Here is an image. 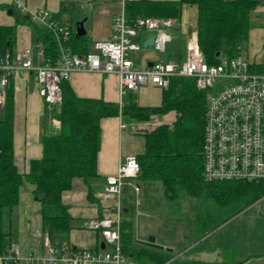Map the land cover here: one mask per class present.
Here are the masks:
<instances>
[{"label":"trees","instance_id":"trees-1","mask_svg":"<svg viewBox=\"0 0 264 264\" xmlns=\"http://www.w3.org/2000/svg\"><path fill=\"white\" fill-rule=\"evenodd\" d=\"M198 6L197 34L199 46L206 59L215 63L218 52L239 51V41L250 31L252 14L260 0H133L126 6L131 22L138 17L155 16L181 19L183 4ZM16 17L13 25L0 24V59L6 50L13 52L17 39V25L28 23L35 29L44 48V62L57 64L60 47L52 30L32 20L30 14L12 7ZM176 30V28H174ZM86 34L77 35L75 29L65 46L76 53L90 49ZM256 70H264L257 64ZM13 76L5 89V101L0 104V247L10 236L5 221L12 218L19 204L21 187L26 181L33 186L34 197L41 204V227L54 243H68L76 218L63 201V193L70 190L75 178L99 176L98 157L102 143V120L118 115L129 116L137 122L150 121L153 116L175 112L171 122H163L144 131L145 150L136 155L141 171L137 179L154 185L160 181L168 197H176L180 190L192 196L204 193L213 198L228 214L213 227L216 229L231 217L245 210L264 194V181L220 180L205 181L204 135L207 97L191 77L173 76L169 87L163 89L162 102L156 106L140 105L132 93L120 104L104 98L79 96L68 79L62 82V103L46 109L43 128V155L32 159L27 172H22L14 156V86ZM60 121L51 130L48 121ZM88 198L95 200L91 186ZM204 221L203 224H205ZM123 251L139 258L163 264L169 260L156 252L141 248L132 233L130 222L122 223Z\"/></svg>","mask_w":264,"mask_h":264},{"label":"built area","instance_id":"built-area-1","mask_svg":"<svg viewBox=\"0 0 264 264\" xmlns=\"http://www.w3.org/2000/svg\"><path fill=\"white\" fill-rule=\"evenodd\" d=\"M120 0V10L113 22L109 39L93 43L92 49L79 54L65 46L74 27L49 17L48 10L29 12L21 2L17 8L30 14L32 20L52 30L60 47L57 64L44 62V48L40 43L42 64L35 66L30 50L12 52L6 50L0 59V104L5 101V89L15 73L32 70L39 84V94L49 109L62 103V82L76 71L115 74L119 80L121 97L135 92L146 84L166 89L173 76L191 77L199 90L205 92L204 167L205 181L245 180L264 181V70H256L254 61L242 51L219 52L218 61L209 62L202 52L197 32L189 34L184 58L149 59L138 65L135 55L144 47L165 53L172 36L169 28L176 25L173 18L154 16L138 17L131 22L126 14L128 2ZM154 35L152 45L145 46ZM152 62V65H150ZM223 86L213 95L210 90ZM59 127L60 121L53 118ZM141 166L136 155H128L118 165L117 171L106 178L100 197L116 200L113 214L94 217L86 225L96 230L105 242L104 248L78 249L63 242H46V251L24 252L18 242L6 241L0 247V264H138L122 248V198L125 186H131L136 194L141 185L136 182ZM140 200H136L138 205ZM264 208V194L255 202ZM110 248V249H109Z\"/></svg>","mask_w":264,"mask_h":264},{"label":"crops","instance_id":"crops-1","mask_svg":"<svg viewBox=\"0 0 264 264\" xmlns=\"http://www.w3.org/2000/svg\"><path fill=\"white\" fill-rule=\"evenodd\" d=\"M21 2L32 12L37 9H49V17L60 22L73 24V20L67 17L69 9L75 8V2L80 4H90L92 15L83 19L80 14L76 23L84 21L87 35V22L91 23L94 37L90 38L89 49L93 43L99 40H107L113 32V22L116 13L120 10V0H0V24L13 25L16 17L12 7L17 8V3ZM256 18L264 13V0H260ZM12 13H9V10ZM155 17V16H154ZM36 22V21H35ZM39 23V22H37ZM173 28L182 32L187 41L190 33L197 32L198 6L195 4H183L181 19L176 20ZM41 24V23H39ZM43 25V24H42ZM76 31V30H75ZM152 32L145 35L151 36ZM148 37V38H149ZM147 38V39H148ZM172 41V40H171ZM40 43L37 39L35 29L28 23L17 25V39L13 52H23L30 50L32 62L35 66L42 64L40 57ZM186 46V42H185ZM161 52L152 47H144L135 57H140L145 62L159 58ZM174 58V57H173ZM255 64L264 62L255 58L251 59ZM142 65V64H141ZM69 82L79 96L104 98L107 101L123 103L121 97L119 80L115 74H106L90 71H76L69 77ZM14 86V156L22 172H27L32 159L41 158L43 155V136L46 129L43 128L47 104L39 94V84L34 71H24L15 73L13 76ZM132 93L136 101L144 106H156L162 102L163 88L154 84H146ZM174 113V117L170 116ZM155 115L153 118H155ZM165 119L173 121L175 112L164 115ZM151 121V120H150ZM150 121L137 122L129 116L118 115L107 117L102 120V143L98 157L99 176L91 178L86 182L83 178H75L70 190L63 193L64 203L70 206L69 211L76 218V225L69 234L68 243L78 249H98L101 248L102 236L96 230L89 228L86 223L94 217H105L113 214L115 199L103 198L99 193L106 184V178L116 173L118 165L125 160L128 155H138L145 150L144 131L152 129ZM167 122V121H165ZM51 130L58 128L53 121H48ZM141 185V191L136 194L131 186H125L122 198V223L130 222L126 218L134 209L135 199L140 200L142 213L152 211L150 190L155 186L136 179ZM89 186L94 191L95 200H90L87 196ZM151 192V191H150ZM129 193V196L126 195ZM136 196V198L134 197ZM32 206L37 208V213L29 211V219L33 218L39 227L41 241L33 245L19 243L24 252L46 251V242L50 239L48 233L42 231L41 227V206L33 195ZM32 203V202H31ZM255 205V204H254ZM14 213V211H13ZM13 215V214H12ZM125 216V217H124ZM172 224V222L170 221ZM132 225V223H131ZM173 225V224H172ZM173 228L178 227L173 225ZM181 231V230H180ZM180 237L169 240H156L155 243L161 247H154L146 244V241H136L141 248L147 251L156 252L169 260L163 264H264V208H246L240 213L228 219L216 229L207 231L201 236H194V229L191 231H181ZM142 238V237H141ZM135 239V237H134ZM144 239V238H143ZM145 240V239H144ZM6 241H14L11 235ZM42 242V243H41ZM138 264H155L153 261L139 260L129 255Z\"/></svg>","mask_w":264,"mask_h":264},{"label":"rangeland","instance_id":"rangeland-1","mask_svg":"<svg viewBox=\"0 0 264 264\" xmlns=\"http://www.w3.org/2000/svg\"><path fill=\"white\" fill-rule=\"evenodd\" d=\"M75 5L76 7L69 9L66 15L73 20L72 25L76 30L77 17L81 14L83 19L86 17L90 18L94 9L92 10V7L89 6L90 4L84 3L82 5L80 2H75ZM47 10L48 12L50 11L49 9ZM259 10L260 8L257 7V10L252 14L249 34L246 38L239 41V49L243 55L250 59L255 58L264 62V13L262 11V16L256 18ZM86 28L88 30L87 36L90 38L94 37V33L91 34L92 26L90 22H87ZM169 32L172 36V41L168 43L167 51L160 54L159 58H157L162 60L173 57L176 59L184 58L186 41L182 32L174 29H170ZM136 62L139 66L141 64L144 65L139 56L136 57ZM222 88L223 86H217L210 92L216 95ZM170 116L174 117V113H171ZM165 121L169 122L170 120L165 119L164 116H156L151 119L150 123L152 126H156ZM154 186L155 189L150 190L151 192L149 191L153 207L152 211L142 213V206L140 204L137 205L135 199L134 209L126 216V218L131 219L132 233L136 241H147L151 236L156 237L157 241L161 239L171 241L180 237L181 231H191L192 229H194V236H199L201 232L213 227L229 212V210L219 207L218 203L205 193L200 196H192L186 191L180 190L177 196L173 198L168 197L164 193L163 185L160 181L155 182ZM33 195V186L25 181L21 187L19 204L15 207L12 218L6 220L4 224L5 230L9 232L14 242L26 244L27 248L30 247L29 245L41 241L37 223L33 218L29 219L28 216L29 211H36L37 213L38 210L32 206L35 204L32 198ZM126 195L128 197L131 196H129V193H126ZM134 197L136 198V196ZM35 202H37L36 205L41 206L39 201L36 200ZM254 202L248 207L255 210L260 205H254ZM170 221L173 225L176 224L178 228H173ZM204 221H206L205 224H203Z\"/></svg>","mask_w":264,"mask_h":264},{"label":"water","instance_id":"water-1","mask_svg":"<svg viewBox=\"0 0 264 264\" xmlns=\"http://www.w3.org/2000/svg\"><path fill=\"white\" fill-rule=\"evenodd\" d=\"M13 11L10 9L9 10V13H12ZM76 34L77 35H83V34H86V29H85V26H84V21H79L77 22L76 24ZM153 40H154V35H151L145 42H144V45L145 46H148V45H152L153 44ZM219 54V52H218ZM217 54V55H218ZM150 65H152V62H150ZM146 244L148 245H151V246H154V247H161L159 245H157L155 243V237L154 236H151L149 237V239L145 242ZM105 247V242L102 241L101 242V248H104Z\"/></svg>","mask_w":264,"mask_h":264}]
</instances>
